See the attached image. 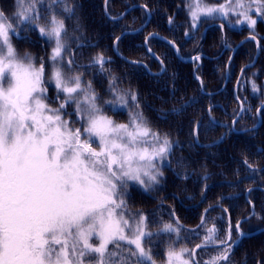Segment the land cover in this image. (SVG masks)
<instances>
[{
    "label": "snow or ice",
    "instance_id": "6c2138e0",
    "mask_svg": "<svg viewBox=\"0 0 264 264\" xmlns=\"http://www.w3.org/2000/svg\"><path fill=\"white\" fill-rule=\"evenodd\" d=\"M60 3L64 13L74 14L66 0ZM42 4L43 0H16L11 17L0 11V264H127L121 255L125 249L137 264H155L144 247L145 239L153 237L147 217L126 218L125 197L130 182L144 188L159 184L163 175L159 166L171 153L172 143L150 127L136 94L116 88L114 76L108 85L111 99L83 78L78 69L85 66L73 58L65 42L69 35L65 22L52 13L51 4L44 9L49 13L44 17L47 26L38 23ZM188 8L194 27L202 16L230 26L235 17L237 24L253 32L258 20L264 22V0L218 4L189 0ZM13 21L16 26L31 25L54 41L47 78L43 58L37 65L31 56L18 55L11 42V36L18 35ZM110 62L98 53L89 67L104 73ZM49 86L58 107L47 102ZM106 109L126 111L128 122L115 121ZM235 228L238 240L246 235L240 222ZM162 231L178 229L165 224ZM207 233L191 250L170 248L168 264H230L237 244L231 226L223 239L215 227ZM209 246L217 254L201 262L197 249Z\"/></svg>",
    "mask_w": 264,
    "mask_h": 264
},
{
    "label": "trees",
    "instance_id": "16d2710c",
    "mask_svg": "<svg viewBox=\"0 0 264 264\" xmlns=\"http://www.w3.org/2000/svg\"><path fill=\"white\" fill-rule=\"evenodd\" d=\"M66 2L74 10L71 16L64 13L60 0L56 3L43 0L38 7L45 22L44 17L49 13L44 9L49 4L52 13L64 20L69 34L65 40L73 58L85 66L78 72H83L84 79L91 81L98 93L108 88L114 76L115 86L121 85L137 95L140 110L149 124L176 141L170 156L172 166L165 173L162 188L150 195L132 191V195L125 198L132 216L147 217V229L153 237L145 239L144 247L150 250L155 264L165 263L170 248H192L201 244L210 227H215L217 237L223 239L230 226L232 239L238 242L232 248L230 264H264V233L238 240L235 228L237 222L251 214V203L255 204V215L243 222L240 229L247 235L264 228V109L259 129L236 132L256 126L258 110L264 105V39L258 62L260 70L255 75V68L248 69L239 85L243 112L235 131L232 122L240 110L234 96L236 83L240 69L256 53L254 42L240 48L241 52L233 57L228 84L224 87L232 47L242 39V32L222 30L221 26L213 24L207 31L193 36L188 31L189 14L184 0H110L109 12L114 16L136 4L147 6L152 13L145 30L125 35L119 41L117 48L126 57L146 62L153 71H160L161 66L144 47L146 37L152 33L173 41L186 59L202 56L200 63L184 62L168 44L152 38L149 45L162 59L166 70L162 75L151 76L143 67L120 60L113 50L118 36L144 24L148 18L144 9L137 8L124 20L112 22L103 11L105 0ZM20 30L38 41V29L24 24ZM19 43L37 53L31 47L32 42ZM227 44L231 47L226 48ZM98 53L111 61L105 65L104 73L88 66ZM195 70L203 87L194 75ZM252 188L248 201L246 193ZM176 217L185 227L179 226L178 233H161L165 224L176 222ZM121 255L127 258V264H137V258L129 256L127 249Z\"/></svg>",
    "mask_w": 264,
    "mask_h": 264
},
{
    "label": "rangeland",
    "instance_id": "374dc122",
    "mask_svg": "<svg viewBox=\"0 0 264 264\" xmlns=\"http://www.w3.org/2000/svg\"><path fill=\"white\" fill-rule=\"evenodd\" d=\"M109 2H110V0H105V2H104V6H103V11H104V13H105V15H106V18L109 20V21H112V22H119V21H122V20H124L125 18H127V16H128V14H130L133 10H135V9H137V8H141V9H144L146 12H147V15H148V12L149 13H151V11L149 10V8L146 6L145 7V5H140V4H136V5H133V6H130L129 8H127L126 10H124L121 14H119V15H117V16H114V15H112L110 12H109ZM184 2H185V5H186V8H187V11H188V14H189V29H188V31L190 32V33H192V35L194 36V34L196 35L197 34V36L200 34V32H202L203 30L205 31V29L206 28H208V27H210L211 25L213 26V24H218V26H221V25H223L224 27H225V29H230V30H234V31H238V32H242L243 33V35H242V39L237 43V45H235V46H233L232 47V49L234 50V49H236V52L234 53V54H236V53H240L241 51H239L240 50V48L242 49L243 47H245V45L247 44V43H250V42H254V44H255V47H256V53H255V55H254V57L252 58V60H250L246 65H244L241 69H240V72H239V76H238V78L240 77V75H241V72H242V70H243V68L245 67V66H247V65H250V67H248L247 69H245L244 70V72H243V74H242V78L244 77V75H245V72L249 69H253V68H255V71H254V73H255V75H257V71H259L260 70V67H259V65H260V63H258L259 62V58H260V56H261V49H262V39H264V34H262L263 33V31H264V22H261V21H257V24H256V27H255V31L253 32V30H251V29H249L248 27H247V25H241V24H237L235 21H236V18L235 17H233L232 18V20H233V25H229L226 21H224V20H222V19H212V18H208V17H201L200 18V20L199 21H197L196 22V25H195V27L193 26V21H192V18H191V15H190V13H189V8H188V5H189V0H184ZM206 2L208 3V4H218L219 2H220V0H206ZM107 4V7H106V9H105V5ZM16 8H17V6H16V0H0V11H3L4 13H5V15L6 16H8V17H11L12 15H13V13L16 11ZM106 10H107V13H106ZM151 15H152V13H151ZM151 19H152V16H151ZM151 19L149 20V22H148V18H147V20L144 22V24H142V26L144 27L145 25H146V23L148 22V24L142 29V30H145L147 27H148V25L150 24V21H151ZM13 23H14V27L16 28V32L18 33V36L20 37V39H17V37H15L14 35L13 36H11V42H12V44H13V46H14V48L16 49V51H17V53H18V55L20 56V57H23L25 54H27V55H29V56H31L32 58H33V60H34V62L38 65L39 64V62H40V60H41V58H43V61H44V63H45V70H46V72H45V75H46V78H47V74H48V72H49V56H50V54H51V51H52V48L54 47V41H48L47 40V38H45V37H42L40 34H38L39 35V37H37L38 38V41H37V39H36V41H33L32 40V36L31 37H27L28 35H27V33H24L22 30H20V29H22V27H23V25L24 24H21V25H19V26H16V23H15V21H13ZM38 23L39 24H41V25H43V26H47V24H48V21L47 22H45V20H42V18L38 21ZM142 26H140L139 28H137V29H135V30H126V31H124L120 36H118L117 37V39L114 41V43H113V46H114V44H115V42H117V40H121L122 39V37H124L125 35H134V34H137V33H139L140 31H142V30H140V28L142 27ZM221 28V27H220ZM140 30V31H139ZM152 34H157V33H152ZM152 34H150V35H152ZM150 35H148L147 37H146V39H145V41H144V47H145V42H146V40H147V38L150 36ZM160 35V34H159ZM253 35H255L256 36V40H253V39H251V37L253 36ZM162 36V35H161ZM164 37V36H163ZM152 39V38H151ZM150 39V40H151ZM158 39V38H157ZM149 40V41H150ZM169 40V39H168ZM21 41H25V43H29V42H32V45H31V47L32 48H34L36 51H37V53H33L32 52V50L30 49V48H25V47H22L21 46V43H19V42H21ZM119 41H118V43H119ZM256 41H259V43L257 44V42ZM65 42H66V44L67 45H69V43H68V41H66L65 40ZM173 42V41H172ZM243 42V43H242ZM148 44H149V42H148ZM117 46H118V44H117ZM171 47V46H170ZM178 47V46H177ZM228 47H231L229 44H227L226 45V48H228ZM172 48V47H171ZM149 49H151V51L153 52V53H155L153 50H152V48L150 47V45H149ZM258 49H259V52H258ZM30 50V51H29ZM72 50V49H71ZM74 50V49H73ZM113 50H114V48H113ZM145 50H146V52H147V54H149V56L151 57V58H153V60H155L160 66H161V64H160V62L156 59V58H154L149 52H148V50H147V48L145 47ZM35 51V52H36ZM258 52V53H257ZM114 53H115V56H117L120 60H123V61H125L124 59H122V58H120V56H118V54H121L122 56H124L125 58H128V57H126L125 55H123L119 50H118V48H117V53L114 51ZM232 54H233V51L231 52ZM156 54V53H155ZM231 54V56H230V58H229V60H228V63L230 62V60H231V58H232V56H234V55H232ZM157 55V54H156ZM258 55V56H257ZM157 57L160 59V57L157 55ZM128 59H130V58H128ZM199 59L201 60V58H200V56H199ZM130 60H133V59H130ZM161 61H162V59H160ZM197 60V59H196ZM256 60V61H255ZM133 61H137V62H140V63H143V64H145L146 65V67L144 66V65H136V64H131V63H129V62H126V63H128V64H131V65H136V66H141V67H143L145 70H146V72L149 74V75H151V76H154V75H162V74H164V72H165V70H166V68H165V70H164V72H162L161 74H158V73H160L161 71H162V66H161V69H160V71H157V72H155V71H153V69H152V66H149L146 62H143V61H141V60H133ZM183 61V60H182ZM232 61H233V58H232V60H231V63H232ZM163 62V61H162ZM254 62V63H253ZM195 62H193L192 64H194ZM228 63H227V66H228ZM231 63H230V65H231ZM164 64V63H163ZM90 65V64H89ZM88 65V66H89ZM87 66V67H88ZM164 66H165V64H164ZM86 67V68H87ZM258 69V70H257ZM148 70H149V72H148ZM154 73V74H153ZM228 74V75H227ZM194 75H195V77H196V79L200 82V84H201V86L203 87V82H202V79L200 78V77H198V75H197V72H196V70H195V72H194ZM226 76H227V79H226V82H225V84L227 85L228 84V80H229V77H230V67H229V71L227 72V70H226ZM84 78V77H83ZM242 78H241V80H242ZM101 84H102V82H101ZM103 85V84H102ZM109 85V84H108ZM119 85V84H118ZM225 85V86H226ZM93 87H94V85H93ZM116 88L119 90V91H121V92H125V93H128L129 95H131L132 93L128 90V89H125L124 87H122L121 85H119V86H116ZM202 90H203V88H202ZM97 91V90H96ZM235 92V91H234ZM99 94H101V95H104V97H105V99H111L112 97L108 94V88L106 87L105 89H104V91L103 92H101V93H99ZM48 96H49V101H47L48 103H50L51 104V106L52 107H58V104H55V103H52V101L55 99V96H56V93H55V90H54V88L52 87V86H49L48 87ZM235 96V95H234ZM236 98V97H235ZM236 100L238 101L239 100V95L237 94V98H236ZM239 103V102H238ZM240 106V105H239ZM129 108L131 109V111H133V112H135L137 109H135V107L133 106V105H131V103H130V101H129ZM262 109H264V107H262ZM262 109H259L260 110V112H259V115H260V117H261V125L258 127V128H255V129H252V128H254V127H256L257 125H258V123H259V116H258V122H257V124H256V126H253V127H251V128H249L248 129V131H253V130H256V129H259L261 126H262V122H263V120H262V115H261V111H262ZM140 110V109H139ZM258 110V111H259ZM68 111L69 112H71L72 111V108L71 107H69L68 108ZM141 111V110H140ZM239 112H240V110H239ZM106 113H107V115H109L112 119H114L115 121H117V122H121V123H127L128 122V120H129V115H128V113L126 112V111H118V112H113V111H107V109H106ZM239 114V113H238ZM258 115V114H257ZM66 119H69V120H75V117L74 116H70V117H68V116H66L65 117ZM236 119V118H235ZM234 119V120H235ZM240 119V118H239ZM233 120V121H234ZM238 122V121H237ZM233 123V122H232ZM150 125V124H149ZM236 125H237V123H236ZM236 125H235V127H236ZM74 126L75 127H81V125L80 124H74ZM150 127L154 130V131H156V132H158L159 134H160V136H161V138H164V137H166L167 135H165V134H162V133H160L159 131H157V130H155L151 125H150ZM252 129V130H251ZM244 131V130H243ZM247 131V132H248ZM168 138V137H167ZM170 141H171V143H172V151H171V153L169 154V156H168V158H167V160H165L159 167H160V170L163 172V175L161 176V177H159V184H156V185H154V186H152V187H148V188H144V187H142V186H140V185H138V184H135L134 182H130V184H129V187H128V189H127V196L126 197H129V196H131L132 195V191H135V192H140V195H142V194H148V195H150V194H153V192H154V190L155 189H158L159 187H161L162 186V184L164 183L163 181H164V179H165V173L167 172V169L168 168H170V165H171V163H170V156H171V154H172V152H173V149H174V147H175V145H176V141L174 140V139H170V138H168ZM94 147H95V144L93 145ZM172 166V165H171ZM162 188V187H161ZM255 189L256 190H262V188L261 187H255ZM253 190V188L251 189V191ZM263 190H264V188H263ZM251 191L249 192V194L251 193ZM249 194H248V196H246V198L248 197V199H249ZM125 197V198H126ZM247 199V200H248ZM252 202V201H251ZM126 203H127V200H126ZM251 204H253L254 205V213H253V207H252V205H251V209H252V211H251V214L249 215V216H247L246 218H243V219H241L239 222H241V224L243 223V222H245L246 220H249V219H251L254 215H255V204L254 203H251ZM208 212V210L205 212V214H204V216H203V222H204V220H205V217H206V213ZM144 216V215H143ZM125 217L126 218H131V217H134V216H132L131 214H130V211H129V208H128V204H127V210H126V212H125ZM138 218V217H137ZM175 223H167V224H170V225H172V227L173 228H177L178 230H180V227L179 226H183V224L177 219V217H176V219H175ZM177 223V224H176ZM241 226V225H240ZM183 227H185V226H183ZM200 227V225L197 227V228H199ZM197 228H187L186 227V229H189V230H193V231H195ZM210 228H212V227H210ZM148 230V229H147ZM260 230H264V228H261V229H259V230H257V231H255V232H252V233H250V234H247V235H245V236H243V237H252V236H254V235H252V234H255L256 232H258V231H260ZM149 231V230H148ZM161 233H166V232H164V231H162ZM167 233H171V232H167ZM174 233H178V232H174ZM260 233H264V231H261V232H259V233H257V234H260ZM208 234V233H207ZM207 234H203L204 235V237L207 235ZM257 234H255V235H257ZM93 242H95V240H93ZM203 243V242H202ZM201 243V244H202ZM238 243V242H237ZM235 246V245H234ZM111 247V246H110ZM192 248H194V247H192ZM192 248H187V249H189V250H191ZM176 251H179L180 250V248L178 249L177 247H176V249H175ZM232 251V250H231ZM217 253H216V250H215V248H213V247H211V248H203V249H200V250H198L197 252H196V258L198 259V260H200L201 262H203V261H208V260H210L211 259V257L212 256H215ZM185 259H187V256L185 255V257H184ZM164 264H168V259L166 258V261H165V263Z\"/></svg>",
    "mask_w": 264,
    "mask_h": 264
},
{
    "label": "water",
    "instance_id": "95a60500",
    "mask_svg": "<svg viewBox=\"0 0 264 264\" xmlns=\"http://www.w3.org/2000/svg\"><path fill=\"white\" fill-rule=\"evenodd\" d=\"M106 7H107V4L105 5V9H106ZM106 13H107V10H106ZM108 14V13H107ZM106 14V15H107ZM151 13H149L148 12V22H149V20L151 19ZM148 22L146 23V25L148 24ZM145 25V26H146ZM144 26V27H145ZM143 26L140 28V30H142L143 28H144ZM139 30V31H140ZM151 38H158V39H160V40H162L163 42H165V43H167L168 45H170L174 50H175V52H176V54H177V56L179 57V59L180 60H183V61H185V62H193L194 60H195V58H193V59H184L183 57H182V55H181V53H180V50H179V48L177 47V45L175 44V43H173L172 41H170V40H168L167 38H165V37H163V36H161V35H159V34H152V35H150L148 38H147V40H146V42H145V47L147 48V50H148V52L154 57V58H156L159 62H160V64H161V66H162V71L160 72V73H158V74H161L162 72H164V70H165V66H164V64H163V62L157 57V55L155 54V53H153L152 51H151V49H149V44H148V42H149V40L151 39ZM118 41L119 40H117V42H115V44H114V46H113V48H114V51L117 53V44H118ZM257 42V41H256ZM243 43V42H242ZM258 44V43H257ZM236 52V49H234L233 50V54L232 55H234V53ZM258 52H259V49H258ZM257 52V53H258ZM118 54V53H117ZM118 56H120V58H122V59H124L126 62H129V63H131V64H136V65H144L145 67H146V65L145 64H143V63H140V62H137V61H133V60H130V59H128V58H125L124 56H122L121 54H118ZM258 56V55H257ZM231 60H232V58H231ZM231 60H230V62L228 63V66H227V72L229 71V67H230V63H231ZM256 61V60H255ZM254 63V62H253ZM248 67H250V65H247V66H245L244 68H243V70H242V72H241V75H240V77L238 78V80H237V83H236V88H235V97L237 98V94H238V89H239V85H240V82H241V78H242V74H243V72H244V70L245 69H247ZM148 72H149V70H148ZM154 74V73H153ZM228 75V74H227ZM226 85V84H225ZM238 102H239V105H240V112H239V114L237 115V117H236V119L233 121V123H232V128L236 131V129H235V125H236V123H237V121L239 120V118L241 117V115H242V112H243V103L240 101V99L238 100ZM262 107H264V105L263 106H261V108L260 109H262ZM259 112H260V110L258 111V116H259V123H258V125L256 126V127H254V128H252V129H255V128H258L260 125H261V117H260V115H259ZM251 129V130H252ZM248 130H244V131H236V132H243V133H245V132H247ZM251 190H249V192H250ZM249 192H247L246 193V196H248V194H249ZM247 199H248V197H247ZM248 201H249V199H248ZM252 205V209H253V213H254V205L253 204H251ZM240 225H241V222H240ZM261 231H264V230H260V231H258V232H256L255 234H257V233H259V232H261ZM255 234H252V235H255ZM212 246H209L208 248H211ZM203 249V248H202ZM198 250H200V249H197V251Z\"/></svg>",
    "mask_w": 264,
    "mask_h": 264
},
{
    "label": "flooded vegetation",
    "instance_id": "af4514ba",
    "mask_svg": "<svg viewBox=\"0 0 264 264\" xmlns=\"http://www.w3.org/2000/svg\"><path fill=\"white\" fill-rule=\"evenodd\" d=\"M214 25H216V26H218V24H214ZM222 28V30H224L225 29V27L223 26V27H221ZM209 29V27L208 28H206V30L205 31H207ZM233 51V50H232ZM235 55V54H234ZM234 56H232V58H233ZM226 70H227V68H226Z\"/></svg>",
    "mask_w": 264,
    "mask_h": 264
}]
</instances>
